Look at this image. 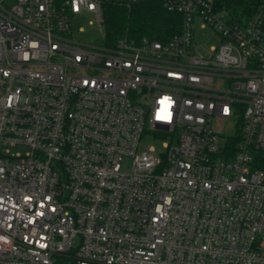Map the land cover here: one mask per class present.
<instances>
[{
	"label": "built area",
	"instance_id": "obj_1",
	"mask_svg": "<svg viewBox=\"0 0 264 264\" xmlns=\"http://www.w3.org/2000/svg\"><path fill=\"white\" fill-rule=\"evenodd\" d=\"M143 1L0 0V264H264V0L108 38L103 6Z\"/></svg>",
	"mask_w": 264,
	"mask_h": 264
},
{
	"label": "trees",
	"instance_id": "obj_2",
	"mask_svg": "<svg viewBox=\"0 0 264 264\" xmlns=\"http://www.w3.org/2000/svg\"><path fill=\"white\" fill-rule=\"evenodd\" d=\"M229 11H252L256 0H225ZM108 38L123 34L166 39L179 29L180 16L166 11L157 0H145L131 8L107 3L103 6Z\"/></svg>",
	"mask_w": 264,
	"mask_h": 264
},
{
	"label": "rangeland",
	"instance_id": "obj_3",
	"mask_svg": "<svg viewBox=\"0 0 264 264\" xmlns=\"http://www.w3.org/2000/svg\"><path fill=\"white\" fill-rule=\"evenodd\" d=\"M195 28V41L198 44L209 47L214 43L210 28L203 25L200 19H196L194 23ZM73 32L77 35H82L85 40H101L102 34L98 29L95 15L92 12H82L72 22ZM165 139L155 138L151 133H145L138 144V149L141 151L148 146H153L156 150L162 148ZM13 152L24 153L26 148L22 145L12 148Z\"/></svg>",
	"mask_w": 264,
	"mask_h": 264
}]
</instances>
